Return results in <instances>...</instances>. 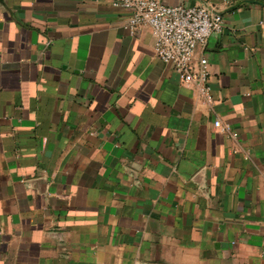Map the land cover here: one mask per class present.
<instances>
[{"label": "crops", "instance_id": "obj_1", "mask_svg": "<svg viewBox=\"0 0 264 264\" xmlns=\"http://www.w3.org/2000/svg\"><path fill=\"white\" fill-rule=\"evenodd\" d=\"M160 1L223 18L208 99L108 0H0V264H264V0Z\"/></svg>", "mask_w": 264, "mask_h": 264}, {"label": "built area", "instance_id": "obj_2", "mask_svg": "<svg viewBox=\"0 0 264 264\" xmlns=\"http://www.w3.org/2000/svg\"><path fill=\"white\" fill-rule=\"evenodd\" d=\"M113 7L130 11L127 27L135 32L140 27L150 29L155 55L170 63L186 87H195L208 99L207 60H195L198 45H204L212 33L223 28V18L206 5L184 7L166 5L160 0H108ZM221 131L231 133L228 125L214 122Z\"/></svg>", "mask_w": 264, "mask_h": 264}]
</instances>
